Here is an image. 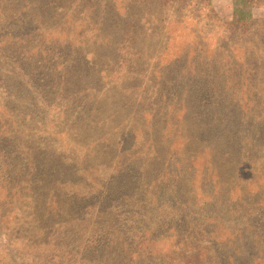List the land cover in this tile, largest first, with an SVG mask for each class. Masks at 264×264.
<instances>
[{"label":"trees","instance_id":"trees-1","mask_svg":"<svg viewBox=\"0 0 264 264\" xmlns=\"http://www.w3.org/2000/svg\"><path fill=\"white\" fill-rule=\"evenodd\" d=\"M20 2L0 0V238L29 262L38 252L62 264H228L219 254L229 234L217 222L257 224L264 211V185L243 171L253 151L264 150V122L257 140L234 133L240 112L264 116V21L254 14L264 0H233L231 21L212 0H125L130 6L109 18L96 10L100 0H81L68 16L75 33L67 44L68 23L59 25L54 9L47 29L40 21L52 4L43 1L39 13ZM187 21L189 52L156 59L151 75L160 90L147 100L149 127L136 138L142 123L131 119L123 87L127 70L148 61L139 57L144 28H173L165 55L172 38L185 37L178 31ZM109 31L120 36L118 69L102 73L111 77L105 91L87 88L89 63L71 64L68 44L85 46L86 35L101 44ZM134 174L144 201L131 192ZM150 208L168 215L149 219ZM0 253V264L15 263Z\"/></svg>","mask_w":264,"mask_h":264},{"label":"rangeland","instance_id":"rangeland-1","mask_svg":"<svg viewBox=\"0 0 264 264\" xmlns=\"http://www.w3.org/2000/svg\"><path fill=\"white\" fill-rule=\"evenodd\" d=\"M43 1H45V3L46 4L48 3L49 5L53 3L52 0H21L20 7L23 5L30 6L29 7L30 11L36 10L39 13H41L40 11L43 6L42 5ZM123 1L125 0H100V3L98 2L99 4L95 3L96 10L98 9L97 11L99 13H103L104 14L103 16L107 15L109 18L113 15V13L120 14V11L124 6L127 5L130 6V3L128 2H126V4L122 6L121 3ZM80 2L81 0H74L73 5L71 6L70 4H65V0H56L54 4L46 7L45 11L42 13L44 18L40 19L41 23L45 24L44 27L46 29L48 28V25H46L49 22V15L47 10L54 9L57 15L63 18L59 25L65 26V24L68 23L67 31L64 34V38H63L65 43L67 44L74 37L73 32L75 33V29L69 27V23L72 20H68V16L70 14H74L73 11L74 12L77 11L78 8L77 6H81L82 4ZM212 6L214 11L221 19L226 21H231L233 19V15H234L233 0H212ZM150 7L152 8L151 10H153V12H160L159 7L155 5H150ZM173 12L174 11H172L171 9H165V12L161 14H163V16L169 17V19H167V21H169L172 20ZM49 14H51V12ZM254 14L257 19L264 21V2L262 4H257L256 10H254ZM74 18L76 17H73L72 19ZM167 23L168 22H166V24L160 25L162 27H159V29L156 28L158 26H153L151 28L149 26H146L144 28V35L142 36L141 41L142 44L145 45L144 52H146V55L142 54L139 57H145L146 59H148V61L144 63L143 61H141L140 65L137 66V68L133 67V69L127 70V76H125L123 88L125 89L127 96L126 101L128 102V104H130L131 107H134V110L131 112V115L133 114L134 115L131 117V119L136 120V123H142L138 125V127L139 128L142 127V129L139 130L137 133L136 132L133 133V136L136 138L142 139L147 131V127H149L148 123H144V118L142 115V111H144L146 108L149 109L150 107L151 108L153 107L149 102H147V100L150 99V96L153 97V95H155V93H157V91L160 90V87L158 86L159 77L151 75V73L153 72L152 68L155 65L156 59L159 58L160 60H162L163 63H165L164 59H168L171 56H178L181 53H183L182 56L187 55L189 52L188 50L185 49L182 50L183 46L185 47L188 43L186 38L193 25L191 22L187 21L186 24L188 27L187 31L186 32L178 31L179 34L182 33L184 34L185 37L182 39H178V36L172 38L170 40L171 43L169 45V50L165 55H163V49L167 42L166 34L172 33V35H174L173 28L169 26V23L168 24ZM31 28L33 29V26L32 27L30 26V29ZM69 30H72L73 32ZM108 35H109L108 38L106 39L103 38L102 42L104 43L101 44L100 42H96L95 40L90 39V37H88L87 35L85 39H81L82 42L86 44L85 46L81 44L79 47L74 43L68 44L70 48L73 50L72 54H68V60L69 62H72L71 64L75 65L77 63L79 66H82L83 62L81 60H85L86 62L89 63L88 67L91 68L90 72H83V76L87 74V78L84 84V86L87 88L105 91V87L111 83L110 82L111 77L107 78L105 77L106 75L103 76L102 73H110L111 70L112 72H114L118 69V63L116 62V60L118 59L119 55L115 53L113 49L116 47V45H119L121 43L119 42L120 36L117 35L115 32H110V31L108 32ZM76 50L82 51V53H79L77 57L75 53ZM190 55L192 56L193 53H191ZM102 79H103V84L99 83V81ZM110 91H113V89ZM140 94H142L143 101H145V104L142 102L140 105H138V97ZM97 102L101 106V103L99 101ZM240 115L241 112L238 115L237 122L235 123L236 125H234L236 126V132H234L235 135L248 136V133H250L251 137H256L259 135L256 138V140L262 138L263 135L259 129L262 125L261 122H264V116L260 114V111L258 110L256 111V113L251 114L250 116H245V114L241 115V119L243 120V122H240L239 120ZM257 122H259V125L256 127L257 129L254 128L253 130H248V126L250 125V123H252L253 127H255L254 124ZM238 130L240 131L239 133L237 132ZM138 134H140V137H137ZM257 146L258 144L255 145V147ZM253 152H255V158L252 157V167L250 164H246L243 168V171H245L244 175L246 176V178L254 176L256 178V182L258 181L257 183L259 185L261 184L264 185V182L260 181V178L264 176V150L260 146H258V148ZM242 157L246 158L247 156L243 155ZM175 167L176 166H173V168ZM185 167L186 169L189 168L188 161H186ZM159 169H161L160 165L159 167L153 166V168L150 171L151 173L149 174L148 179L155 180L157 176L155 171ZM167 173H171V172H167ZM135 176L137 178L136 181H133L132 183V185H134L133 187L134 190L131 192L134 195V197L139 195L137 197L139 199H142V201H144L143 199H144V192L146 190V187L143 184L142 180L139 179L138 175ZM248 200H252L251 203L254 202V198H250ZM161 202L162 201L159 202L160 203L158 205L159 207H162L163 205V202L162 203ZM162 209L164 210L165 208L163 207ZM243 211L246 214L247 213L251 214L250 213L251 208L249 207L247 209H244ZM150 212H151V208H150ZM263 212L258 211L259 221L257 224L252 223L251 220H249L248 224L242 220L240 225L238 224L233 225L227 221L217 222L222 232H225V234H229L228 235L229 241L226 244V249L223 248V250H221V253L219 254L224 259L225 262H228V264H264ZM149 214H150L149 219L151 218L152 220H155L159 217V215L162 218L167 216L168 212L167 210H165L163 212L158 211V212H151ZM256 217L257 216H254L252 219L255 220ZM21 219L23 218L21 217ZM254 225H256V228L254 227ZM163 246H169V245L168 243H164ZM0 251L4 252V254H6L7 252L8 255L14 254L13 255V257L15 258L14 264H54V263L62 264L60 261L52 259L54 256L53 254L50 256L49 259V254H45V256H43L44 255L43 253H38V252L31 254L32 261L29 262L28 259H25L23 257L24 254H22L21 252L17 251L13 253V249H9L7 242H5V240L1 238H0ZM64 260L65 259H62V261ZM166 261H168V259H166Z\"/></svg>","mask_w":264,"mask_h":264}]
</instances>
